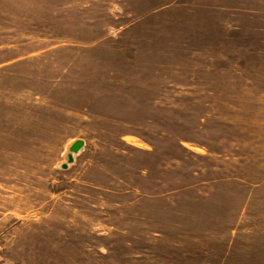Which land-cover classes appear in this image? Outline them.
<instances>
[{
    "label": "rangeland",
    "instance_id": "1",
    "mask_svg": "<svg viewBox=\"0 0 264 264\" xmlns=\"http://www.w3.org/2000/svg\"><path fill=\"white\" fill-rule=\"evenodd\" d=\"M0 264H264V0H0Z\"/></svg>",
    "mask_w": 264,
    "mask_h": 264
},
{
    "label": "water",
    "instance_id": "2",
    "mask_svg": "<svg viewBox=\"0 0 264 264\" xmlns=\"http://www.w3.org/2000/svg\"><path fill=\"white\" fill-rule=\"evenodd\" d=\"M85 143L81 140L76 141L70 148L71 154L68 155V162L62 165V169L68 168V163H73L74 161V155L78 154L83 148Z\"/></svg>",
    "mask_w": 264,
    "mask_h": 264
},
{
    "label": "bare ground",
    "instance_id": "3",
    "mask_svg": "<svg viewBox=\"0 0 264 264\" xmlns=\"http://www.w3.org/2000/svg\"><path fill=\"white\" fill-rule=\"evenodd\" d=\"M69 152H70L69 154H71V151H70V150H69ZM69 154H68V155H69ZM68 155H67V160H68ZM73 155H75V154H73Z\"/></svg>",
    "mask_w": 264,
    "mask_h": 264
}]
</instances>
